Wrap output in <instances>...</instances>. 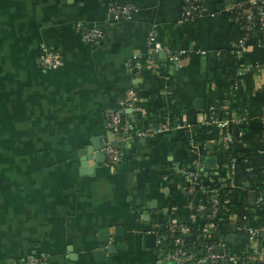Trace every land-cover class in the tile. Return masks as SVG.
<instances>
[{
	"label": "crops",
	"instance_id": "crops-1",
	"mask_svg": "<svg viewBox=\"0 0 264 264\" xmlns=\"http://www.w3.org/2000/svg\"><path fill=\"white\" fill-rule=\"evenodd\" d=\"M134 3L135 17L114 23L107 0H0V264H170L163 256L174 224L219 240L221 256L228 245L243 254L224 264H248L247 229H260L264 244V31L246 32L231 0H207L194 20L183 19V0ZM78 23L102 32L95 46L83 42ZM149 33L158 54L148 50ZM242 39L248 52L240 58ZM42 45L60 53L61 68L42 70ZM135 59L140 70L130 67ZM129 90L142 113L125 110V122L145 113L157 122L174 107L184 127L111 135L107 115ZM212 108L237 137L230 152ZM106 140L124 153L119 165L106 155L96 161L94 145L102 152ZM195 163L225 182L216 217L212 194L198 185L196 213L185 212ZM148 234L156 235L152 247Z\"/></svg>",
	"mask_w": 264,
	"mask_h": 264
},
{
	"label": "built area",
	"instance_id": "built-area-1",
	"mask_svg": "<svg viewBox=\"0 0 264 264\" xmlns=\"http://www.w3.org/2000/svg\"><path fill=\"white\" fill-rule=\"evenodd\" d=\"M132 1V0H131ZM121 3L120 0H107L108 14L114 23H125L131 21L138 13L137 5L131 3ZM207 0H183V19L194 20L199 19L205 12V5ZM231 9L243 14V20L245 25L244 29L249 34L253 31H264V0H231ZM77 31L82 33V40L84 43L95 46L96 43L102 38L103 34L98 29L85 30L82 24L78 23L75 26ZM148 50L151 54H158L162 47L156 41V37L153 33L148 35ZM248 52L246 39H242L235 48V55L243 58ZM170 59L177 65L180 61L179 55H172ZM149 64H155L154 59L147 58ZM40 66L43 71H53L63 66V60L59 52L54 48H50L46 45H42L40 48L39 56ZM130 67L135 70H140L141 65L137 59L130 63ZM258 68V67H257ZM250 70V68L247 67ZM138 102V95L133 90H129L126 93L125 103L120 109L110 111L107 115L109 122V131L111 135H116L121 139H129L133 135H139L140 137H147L152 133H162L172 130L182 129L183 124L179 122L171 121V119L164 118L158 119L154 122L155 117L145 113L140 118H134L129 122L123 120L125 110H137L136 105ZM215 108L210 109V122L216 124V126L222 130V146L227 152H230L231 148L236 142L235 137L229 130L230 122L227 120H219L216 118ZM142 113V112H141ZM244 121V120H243ZM143 124L146 129L142 127ZM142 127V129H140ZM102 152L106 155L109 164L116 166L123 161L124 153L116 148L110 141H104ZM200 164L195 163L194 168L196 170L186 173V196L188 198L187 209L190 211L196 210L195 195L196 186L198 185L206 193H211L210 203L212 204L211 212L216 217L219 212L224 211V207L221 205L220 197H218L217 186H224V181L215 178L216 175L210 174L203 170ZM229 168L232 169V173L237 170L238 163L235 158H230ZM192 217H195L194 215ZM248 237L251 243L250 252L244 255V260L248 264L251 263H264V247H262V241L260 240L261 230L258 228H249ZM190 235V230L186 225H172L169 228V238L172 239L174 249L167 254H164L163 259L170 264H224L226 262L235 261L236 258H228L221 256L215 252L214 247H204V250H200L198 253L188 252L185 249V243L182 236ZM17 264H49L46 259L32 257Z\"/></svg>",
	"mask_w": 264,
	"mask_h": 264
},
{
	"label": "trees",
	"instance_id": "trees-1",
	"mask_svg": "<svg viewBox=\"0 0 264 264\" xmlns=\"http://www.w3.org/2000/svg\"><path fill=\"white\" fill-rule=\"evenodd\" d=\"M131 0H120L121 3H128ZM134 2L131 1V3ZM235 11V10H234ZM236 11L234 12V14L236 15ZM180 114V111L177 110V108H172L169 111L166 112H162V116L167 118L169 117L171 119V121H174L177 117V115ZM169 115V116H168ZM188 215L191 213L188 209L187 211H185ZM193 213H196L195 210L193 211ZM182 239L184 240L185 243V249L186 251H190V252H194V253H198L200 250H204V247H216V245L220 244V241L217 239H200V238H196L192 235H187V236H182ZM168 240H169V246L168 248L165 250V254L170 253L174 247H173V242L172 239L169 238V232H168ZM264 246V244L262 243V247ZM226 257L228 258H238L242 255H238L236 253V250L233 249V247L231 246H226ZM251 264H264V263H251Z\"/></svg>",
	"mask_w": 264,
	"mask_h": 264
},
{
	"label": "water",
	"instance_id": "water-1",
	"mask_svg": "<svg viewBox=\"0 0 264 264\" xmlns=\"http://www.w3.org/2000/svg\"><path fill=\"white\" fill-rule=\"evenodd\" d=\"M101 148L102 147L100 145H98V144L94 145V149L93 150L97 152V154H96V161L97 162H100L102 159L105 158V154L100 152ZM116 237H118V231L116 232ZM156 241H157L156 240V235H154V234H148L145 237L146 246H148V247L154 246L156 244ZM162 245L165 246L166 242H163ZM106 251L109 252V253H112L114 251V245H108L106 247ZM105 253L106 252L102 251V252H100L98 254H100L101 256H104Z\"/></svg>",
	"mask_w": 264,
	"mask_h": 264
},
{
	"label": "rangeland",
	"instance_id": "rangeland-1",
	"mask_svg": "<svg viewBox=\"0 0 264 264\" xmlns=\"http://www.w3.org/2000/svg\"><path fill=\"white\" fill-rule=\"evenodd\" d=\"M2 129H0V131H1Z\"/></svg>",
	"mask_w": 264,
	"mask_h": 264
}]
</instances>
